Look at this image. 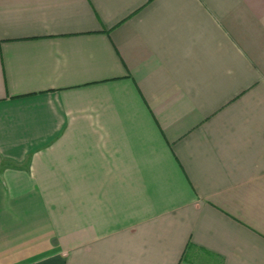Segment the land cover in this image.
Wrapping results in <instances>:
<instances>
[{"label":"crops","instance_id":"obj_1","mask_svg":"<svg viewBox=\"0 0 264 264\" xmlns=\"http://www.w3.org/2000/svg\"><path fill=\"white\" fill-rule=\"evenodd\" d=\"M194 250L264 264V0H0V264Z\"/></svg>","mask_w":264,"mask_h":264},{"label":"rangeland","instance_id":"obj_2","mask_svg":"<svg viewBox=\"0 0 264 264\" xmlns=\"http://www.w3.org/2000/svg\"><path fill=\"white\" fill-rule=\"evenodd\" d=\"M191 244L189 243L188 247L185 249V252L188 251ZM181 264H217L212 261L208 256L202 253L200 250H194L191 253L188 252L183 258Z\"/></svg>","mask_w":264,"mask_h":264}]
</instances>
